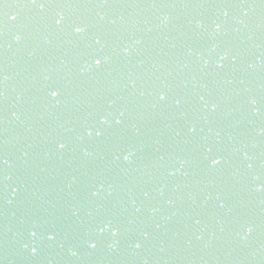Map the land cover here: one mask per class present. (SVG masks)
<instances>
[{"label":"water","instance_id":"1","mask_svg":"<svg viewBox=\"0 0 264 264\" xmlns=\"http://www.w3.org/2000/svg\"><path fill=\"white\" fill-rule=\"evenodd\" d=\"M5 3L0 264H264V0Z\"/></svg>","mask_w":264,"mask_h":264},{"label":"snow or ice","instance_id":"2","mask_svg":"<svg viewBox=\"0 0 264 264\" xmlns=\"http://www.w3.org/2000/svg\"><path fill=\"white\" fill-rule=\"evenodd\" d=\"M36 2H37V0H31L32 5H35ZM4 4H6V3H5V0H0V9H3V5H4ZM55 4H56V0H47V6H55ZM45 6H46V4H44V3H41V4H40V7H42V8L45 7ZM7 15H8L7 12L0 11V26H6V24H7V20H6L5 18L7 17ZM16 19H17V16H13V17H12V20H13V21H15ZM61 23H62L61 20H57V21H56V24H57V25H60ZM75 31H76V32H81L82 29L79 28V27H77V28L75 29ZM97 43H99V41H97ZM96 63L99 64L100 61L97 60ZM52 95H53V96H56L57 93H56V92H53ZM161 99H163V97H161ZM61 147H63V145H61ZM213 163H215V164H219L220 161L217 159V160H214ZM100 231H101V233H102V232L104 231V228H101ZM113 235H115V233H113ZM49 238L52 239V238H54V237H49ZM93 247H95V245H93ZM32 251H33V252H36V249L33 248Z\"/></svg>","mask_w":264,"mask_h":264}]
</instances>
